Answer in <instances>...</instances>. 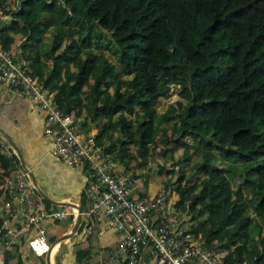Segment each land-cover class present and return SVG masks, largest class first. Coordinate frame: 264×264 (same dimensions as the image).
Returning a JSON list of instances; mask_svg holds the SVG:
<instances>
[{
  "label": "trees",
  "instance_id": "obj_1",
  "mask_svg": "<svg viewBox=\"0 0 264 264\" xmlns=\"http://www.w3.org/2000/svg\"><path fill=\"white\" fill-rule=\"evenodd\" d=\"M16 35L31 73L64 112L98 123L95 142L118 165L146 162L154 138L190 135L183 155L202 176L178 172L173 206L228 264H264V0H19L1 46ZM171 84L185 100L159 112ZM0 167L11 168L1 151ZM163 170L151 166L145 183ZM7 252L5 264L17 255Z\"/></svg>",
  "mask_w": 264,
  "mask_h": 264
},
{
  "label": "built area",
  "instance_id": "obj_2",
  "mask_svg": "<svg viewBox=\"0 0 264 264\" xmlns=\"http://www.w3.org/2000/svg\"><path fill=\"white\" fill-rule=\"evenodd\" d=\"M18 7L19 0L0 6V22L12 20ZM9 91L29 97L44 112L43 131L51 137L54 155L72 168H87L86 189L91 197L85 212L88 221L102 209L107 222L119 229L120 237L96 264H143L149 246L157 257L152 264H228L225 255L201 232L190 231L185 225L183 212L172 204L170 185H160L150 195L136 194L138 177L133 171L119 169L115 159L95 142V134L83 133V119L58 106L54 91L31 73L19 51L0 44V92L4 95ZM0 151L11 161L10 170L0 180V214L13 219L11 226L0 227V264H5L6 252L24 237L35 254L45 255L53 242L45 223L69 215L76 218L78 207L82 213L81 206L47 207L21 162L20 152L4 139H0Z\"/></svg>",
  "mask_w": 264,
  "mask_h": 264
},
{
  "label": "crops",
  "instance_id": "obj_3",
  "mask_svg": "<svg viewBox=\"0 0 264 264\" xmlns=\"http://www.w3.org/2000/svg\"><path fill=\"white\" fill-rule=\"evenodd\" d=\"M23 39V37L16 35L11 48L15 49L13 47L15 41L20 40L18 45L16 44L17 48L15 49L19 51ZM48 63L51 64V61H48ZM80 117L84 122L85 117ZM43 122L44 112L37 108L29 97L19 96L11 91L4 95H1L0 92V139L6 140L20 152L22 164L24 163L28 168V172H32L31 181L38 188H41L47 196L45 197V205L47 207L80 205L83 216L82 221H85L86 226L82 232H75L67 236V232L71 230L75 222L73 215H69L67 218H60L58 219L59 221L57 219L48 221L45 223V227L48 237L51 242L53 241L51 250L45 255H37L27 244L26 237H24L21 243L14 245L8 250L7 253L9 254H17L9 257L8 264H47L48 256L52 258L53 253L58 250L62 240H66L71 249L65 252L63 257L59 258L57 264H96L101 257L106 256L111 246L120 237V231L116 226L107 222L102 209L97 210L95 217L90 221L85 217V212L89 209L91 200L89 190L86 189L89 181L87 168L85 166L72 168L50 151L51 137L44 133ZM97 129V122L91 123L88 128L82 124L84 134H95ZM151 145L153 143L149 144L151 154L147 161L140 165H134L133 163L132 165L134 166L130 168L138 177V186L135 193L142 196L153 194L156 188L163 185L168 179L164 169L160 174L150 172L148 181L145 183L144 174L151 167L150 159L153 150H155ZM161 147L165 146L162 144L157 146L158 151ZM147 162H150V166L147 165ZM117 167L122 170L125 169L122 165L117 164ZM2 171L3 169L0 167L1 179L4 175ZM175 198L176 194L173 191L172 204ZM183 216L184 223L188 226L190 215H186L183 212ZM12 221L13 219H10L5 213L0 214V227L2 229L11 226ZM77 243L81 248L89 251L87 257L80 262L75 260ZM28 248L32 251L36 261L31 262L29 259ZM156 259V253L149 246L144 251L143 264H152ZM50 261L52 262V259Z\"/></svg>",
  "mask_w": 264,
  "mask_h": 264
},
{
  "label": "rangeland",
  "instance_id": "obj_4",
  "mask_svg": "<svg viewBox=\"0 0 264 264\" xmlns=\"http://www.w3.org/2000/svg\"><path fill=\"white\" fill-rule=\"evenodd\" d=\"M51 16H52V13L50 11H48L45 14V18L44 19L51 18ZM50 37H51V35L48 32L45 39L49 43H50ZM65 40L68 41L69 39L66 38ZM18 42H20V40L15 41V44L13 46L15 49L17 48ZM105 51H106V53H108V57L110 59H113V60H115L117 62V57H116L115 53H113V51H109V50H105ZM179 91H180V87H179L178 84H171V87H170V90H169L167 96L164 97L163 99H161V101L159 102V104L157 106V110L159 112H165L167 114H171L172 113L171 109L173 108L171 106V104L176 99L185 100L183 97H181L179 95ZM169 132H171V128L170 127L168 128V134H169ZM170 138L171 139L169 140L167 146L164 145L165 147H161V149L159 151L157 149V146H159L161 143L158 141V139L154 138L150 142V144L153 143V145H151V146H152L153 149H155V150H153L152 157H151L150 161H151V166L152 167H155V168H158L159 166H163L164 167V169L166 170V175L168 176V179L165 181L164 184L165 185H170L172 187L173 191L176 194L177 193L176 192V186H177L176 178L178 177V172L181 169H183L185 174L188 175V178L186 179V181L192 180L195 177L202 176V172L194 169L193 163H194L195 158H194L193 155H189V157H186V158L183 155V149L187 145V143L192 142V137L190 135H188V136H185L183 140H180V139H177V138H173V136H170ZM168 153H171L173 155V158L172 159H166L164 161L163 159L166 156V154H168ZM161 161H164L163 164H160ZM211 175L217 176L218 175V171L217 172H211ZM190 219H191V215H190ZM69 249H71V246L69 245V243L66 240H62L60 242V244H59L58 250L55 253H53V255H52L51 259H52L53 264H57L59 258L63 257L64 253L67 252ZM27 251H28L29 259L31 260V262L32 261H36V258L34 257L32 251L30 250V248H28ZM220 251L225 256L228 253L227 250L221 249ZM54 255H55V257L53 258Z\"/></svg>",
  "mask_w": 264,
  "mask_h": 264
},
{
  "label": "water",
  "instance_id": "obj_5",
  "mask_svg": "<svg viewBox=\"0 0 264 264\" xmlns=\"http://www.w3.org/2000/svg\"><path fill=\"white\" fill-rule=\"evenodd\" d=\"M28 173H29V176H30V177L33 176V175H32V172H28ZM39 189H40L41 194H42L44 197H47L46 194H45V192H44L41 188H39ZM81 223H82V215H81V213H80V207H78V213H77V216H76V218H75V222H74V224H73L71 230H69V231L67 232V233H68L67 236H70L71 234L77 232V230H78V228L80 227ZM49 259L51 260V258H49V256H48L47 264H52V262H51Z\"/></svg>",
  "mask_w": 264,
  "mask_h": 264
},
{
  "label": "bare ground",
  "instance_id": "obj_6",
  "mask_svg": "<svg viewBox=\"0 0 264 264\" xmlns=\"http://www.w3.org/2000/svg\"><path fill=\"white\" fill-rule=\"evenodd\" d=\"M44 246V245H43ZM47 248H49L48 246H47Z\"/></svg>",
  "mask_w": 264,
  "mask_h": 264
}]
</instances>
